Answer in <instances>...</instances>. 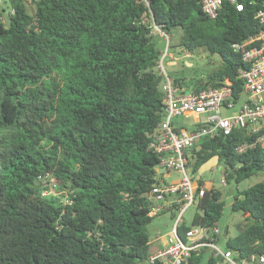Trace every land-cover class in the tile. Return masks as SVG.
<instances>
[{"label": "trees", "instance_id": "1", "mask_svg": "<svg viewBox=\"0 0 264 264\" xmlns=\"http://www.w3.org/2000/svg\"><path fill=\"white\" fill-rule=\"evenodd\" d=\"M149 1L10 0L8 24L0 13V264H150L164 247L148 228L156 216L149 194L159 183V156L148 145L165 113L162 37L144 18L169 35L181 31L173 53L203 49L220 58L198 79L169 73L176 84L199 91L229 79L240 100L243 61L232 44L259 32L264 0H238L240 10L224 0L216 18L198 0ZM256 136L235 128L198 139L191 173L214 157L228 184L264 172V147L236 149ZM225 206L224 192L209 187L201 213L179 234L218 222ZM232 210L248 215L226 247L264 253V179L236 187ZM217 261L203 249L186 264Z\"/></svg>", "mask_w": 264, "mask_h": 264}, {"label": "built area", "instance_id": "2", "mask_svg": "<svg viewBox=\"0 0 264 264\" xmlns=\"http://www.w3.org/2000/svg\"><path fill=\"white\" fill-rule=\"evenodd\" d=\"M149 6V0H139ZM203 11L211 18H216L222 8L224 0H198ZM240 10L243 5L238 0H230ZM11 7L9 13H14ZM1 12V9H0ZM256 18L261 23L259 32L249 39L234 42L232 48L240 53L243 65L238 70V77L243 81L245 99L236 100L233 84L226 79L219 87H210L199 91L178 85L169 75L165 64L176 63L181 59L192 56L189 50L175 54L169 49L170 36L161 25L147 17L144 21L150 23L152 32L160 35L167 41L165 51L158 60V69L163 75L162 90L165 94L164 118L151 135L148 148L159 156L156 166V176H165L172 170L181 172L183 177L176 184L153 185L149 198L153 201L150 215H157L165 210L176 211L172 228L165 235H156L152 240L165 238L164 247L152 253L150 264H186L192 252H201L203 249L212 250L216 264H264V253L242 256L232 248L219 245L221 229L218 222L210 226L193 225L184 236H181L178 227L184 222L186 210L204 196L209 186L201 178L190 173L188 162L189 150L200 138H212L218 135L230 134L235 128H245L256 134L254 141L240 144L236 149L242 153L247 148L260 144L264 147V7ZM3 19V18H2ZM170 58L166 61L165 59ZM242 101L239 111L230 115H223L222 109H232ZM182 115L194 117L190 129L183 121L177 118ZM205 116L201 121L199 117ZM181 122V125H179ZM223 182L227 184L226 174L223 173ZM159 179V178H158ZM47 190L43 194H47Z\"/></svg>", "mask_w": 264, "mask_h": 264}, {"label": "rangeland", "instance_id": "3", "mask_svg": "<svg viewBox=\"0 0 264 264\" xmlns=\"http://www.w3.org/2000/svg\"><path fill=\"white\" fill-rule=\"evenodd\" d=\"M1 5L7 10L1 11L0 13L3 15V21L5 24L9 23V13L8 11L11 9V3L10 0H1ZM28 8L30 12H33L34 8L31 4H28ZM181 31L175 30L173 33H171L170 36V42L172 44L176 43L178 39L180 38ZM167 46V41L165 39L161 38L160 41V48L162 49V53L165 51ZM168 60L165 59V63ZM190 60L193 62L191 66H188L185 61ZM220 62V58L218 55H212L208 51H205L203 49H195L192 51V56L188 59H181L177 61V64L175 66H168L165 64V67L167 71L173 75H176L178 77H185L188 79H198L201 78L209 73L213 68H215ZM206 77H204L205 79ZM243 95V99H244ZM242 101L239 102L234 108L222 109L223 115H230L234 112L239 111L241 107ZM201 121L205 120V116L199 117ZM178 121H183L185 123V127L190 129L193 125L192 122H196V119L194 117H190L188 115H182L177 118ZM191 173V171H190ZM193 174V173H192ZM193 176L197 178H201L206 186L209 187H215L220 189L224 192V197L226 200V206L224 210V214L222 218L218 221V225L221 229L220 234V241L218 242L220 246L223 248L226 247V240L228 238L236 236L240 232V228L242 225L246 223V220L244 219L246 214H241L238 211L232 210V202H233V192L236 187H239L240 189L249 187L253 183L263 180L264 179V172L253 176L251 178H248L241 183L236 184H224L223 182V167L218 164L217 158L214 157L211 160H209L206 164H204L200 170L193 174ZM183 177V174L181 172L172 170L169 173H167L165 176H162L161 174L158 175L159 181L161 184H176L181 181V178ZM199 212L201 213V209L198 207L197 204L191 205L186 212L183 215L184 223L187 225H191L194 215ZM174 210H165L158 215H156L151 223L148 225L149 231L152 235V237L156 235H165L170 231L172 228L173 222H174ZM211 251H209L210 254ZM141 264H146V262H142Z\"/></svg>", "mask_w": 264, "mask_h": 264}, {"label": "crops", "instance_id": "4", "mask_svg": "<svg viewBox=\"0 0 264 264\" xmlns=\"http://www.w3.org/2000/svg\"><path fill=\"white\" fill-rule=\"evenodd\" d=\"M1 1V0H0ZM27 1H31V0H27ZM0 9H1V11L3 10H5V12H7V10L1 5V2H0ZM10 12V10L8 11V13ZM2 18H3V15H2ZM172 52V51H171ZM168 59H170V58H168ZM185 63L188 65V66H191L192 64H193V62L192 61H190V60H186L185 61ZM176 64H177V61H176ZM175 63H171V64H168V66L170 65V66H175L176 65ZM242 99H243V96H242ZM244 99H245V97H244ZM224 173V172H223ZM162 240V242L164 243L165 242V238H162L161 239ZM146 264H149L148 262L146 263Z\"/></svg>", "mask_w": 264, "mask_h": 264}, {"label": "water", "instance_id": "5", "mask_svg": "<svg viewBox=\"0 0 264 264\" xmlns=\"http://www.w3.org/2000/svg\"><path fill=\"white\" fill-rule=\"evenodd\" d=\"M179 125H181V122H179Z\"/></svg>", "mask_w": 264, "mask_h": 264}]
</instances>
